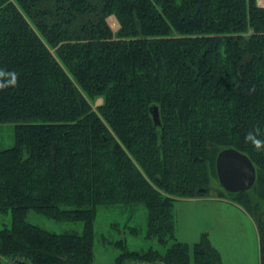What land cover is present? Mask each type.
Masks as SVG:
<instances>
[{"label": "trees", "instance_id": "trees-1", "mask_svg": "<svg viewBox=\"0 0 264 264\" xmlns=\"http://www.w3.org/2000/svg\"><path fill=\"white\" fill-rule=\"evenodd\" d=\"M4 122L15 142L0 150V211L12 219L0 264H95L97 208L112 203L144 206L146 236L164 246L119 238L115 264H224L208 234L177 240L172 208L209 190L226 147L255 164L249 190L219 195L252 215L264 264V151L246 140L264 141L257 0H0ZM31 210L83 230L49 231Z\"/></svg>", "mask_w": 264, "mask_h": 264}, {"label": "rangeland", "instance_id": "rangeland-1", "mask_svg": "<svg viewBox=\"0 0 264 264\" xmlns=\"http://www.w3.org/2000/svg\"><path fill=\"white\" fill-rule=\"evenodd\" d=\"M257 1L264 5V0ZM112 17L115 18L114 15L108 16L107 21L116 31L118 21ZM50 50L54 53L53 47ZM97 99L93 107L99 104ZM14 128L12 122L0 123V150L14 144ZM208 188V191L206 188L200 191L204 192V195L173 200L172 212L176 224L174 234L177 240L185 241L191 246L203 235L208 234L212 244L220 252L224 264H259L258 232L250 212L233 199L219 195L226 191L217 177L210 179ZM146 213V208L139 204L112 203L99 206L93 224L95 264H115V256L120 251L115 241L119 238H123L126 247L131 250H148L149 247L164 250V246L159 244L156 238L146 236ZM26 219L57 233L83 230L81 220L54 219L34 210L27 213ZM11 221L10 211H0V225L9 226ZM130 226L137 227L134 229L137 232H132Z\"/></svg>", "mask_w": 264, "mask_h": 264}, {"label": "water", "instance_id": "water-1", "mask_svg": "<svg viewBox=\"0 0 264 264\" xmlns=\"http://www.w3.org/2000/svg\"><path fill=\"white\" fill-rule=\"evenodd\" d=\"M153 121L160 123L158 109L151 107ZM215 171L220 185L228 192H239L252 187L256 179L255 165L248 155L234 147L221 149L215 158ZM205 188H200L204 191Z\"/></svg>", "mask_w": 264, "mask_h": 264}, {"label": "clouds", "instance_id": "clouds-1", "mask_svg": "<svg viewBox=\"0 0 264 264\" xmlns=\"http://www.w3.org/2000/svg\"><path fill=\"white\" fill-rule=\"evenodd\" d=\"M246 140H251L254 144V147L257 151H264V141L255 139L252 133H249L246 137Z\"/></svg>", "mask_w": 264, "mask_h": 264}, {"label": "bare ground", "instance_id": "bare-ground-1", "mask_svg": "<svg viewBox=\"0 0 264 264\" xmlns=\"http://www.w3.org/2000/svg\"><path fill=\"white\" fill-rule=\"evenodd\" d=\"M108 18V17H107ZM111 18V17H110ZM112 19L115 20V18L112 17ZM111 20V19H110ZM116 21V20H115ZM98 100V103H101L103 99H101L100 97L97 99Z\"/></svg>", "mask_w": 264, "mask_h": 264}, {"label": "crops", "instance_id": "crops-1", "mask_svg": "<svg viewBox=\"0 0 264 264\" xmlns=\"http://www.w3.org/2000/svg\"><path fill=\"white\" fill-rule=\"evenodd\" d=\"M225 201V200H224Z\"/></svg>", "mask_w": 264, "mask_h": 264}]
</instances>
